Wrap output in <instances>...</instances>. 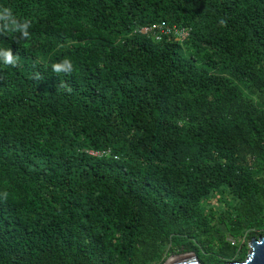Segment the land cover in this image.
Returning <instances> with one entry per match:
<instances>
[{"label":"trees","instance_id":"16d2710c","mask_svg":"<svg viewBox=\"0 0 264 264\" xmlns=\"http://www.w3.org/2000/svg\"><path fill=\"white\" fill-rule=\"evenodd\" d=\"M0 6L30 25L0 33L20 57L0 65V264L243 262L264 237V0Z\"/></svg>","mask_w":264,"mask_h":264},{"label":"clouds","instance_id":"9594fccd","mask_svg":"<svg viewBox=\"0 0 264 264\" xmlns=\"http://www.w3.org/2000/svg\"><path fill=\"white\" fill-rule=\"evenodd\" d=\"M223 23V21H221ZM29 23L21 20L13 8L0 6V33H6L15 39L14 34L19 33V40L30 38ZM0 65L17 68L20 65V57L13 55L10 45L0 44ZM73 61L65 56L58 62L51 63V70L54 73H71L73 71ZM7 196V193L4 194Z\"/></svg>","mask_w":264,"mask_h":264},{"label":"water","instance_id":"95a60500","mask_svg":"<svg viewBox=\"0 0 264 264\" xmlns=\"http://www.w3.org/2000/svg\"><path fill=\"white\" fill-rule=\"evenodd\" d=\"M164 264H202L195 253L173 255ZM225 264H264V237L253 239L248 244V253L243 262Z\"/></svg>","mask_w":264,"mask_h":264},{"label":"rangeland","instance_id":"374dc122","mask_svg":"<svg viewBox=\"0 0 264 264\" xmlns=\"http://www.w3.org/2000/svg\"><path fill=\"white\" fill-rule=\"evenodd\" d=\"M247 253H248V252H247ZM169 258H170V257H169ZM169 258H168V259H169ZM245 259H246V257H245ZM245 259H244V260H245ZM244 260H243V261H244Z\"/></svg>","mask_w":264,"mask_h":264}]
</instances>
